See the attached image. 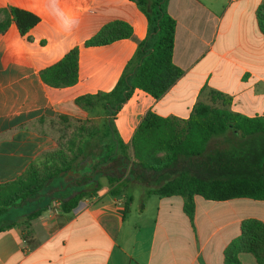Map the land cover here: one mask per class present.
Instances as JSON below:
<instances>
[{"label":"crops","instance_id":"1","mask_svg":"<svg viewBox=\"0 0 264 264\" xmlns=\"http://www.w3.org/2000/svg\"><path fill=\"white\" fill-rule=\"evenodd\" d=\"M259 1L167 0L166 11L175 22L171 60L183 72L158 98L133 88L113 117L125 143L147 110L184 118L195 101H208L210 89L229 95L232 110L264 118V38L254 17ZM9 5L39 20L25 35L12 20L0 31V183L56 147V115L107 119L87 115L74 98L109 90L146 32V18L131 0H0V20L8 16ZM114 19L129 23L131 35L83 45ZM73 46L78 47L76 81L47 85L41 69ZM89 163L88 157L79 160L56 187L64 183L69 191L83 175L92 176L97 169L90 172ZM98 180L94 193L68 211L51 198L30 219V243L19 223L0 224V264H224L223 250L239 233L241 221L264 223L263 199L194 195L189 218L181 195H145L130 178L129 195H111L105 176ZM237 257L240 264H257L248 251Z\"/></svg>","mask_w":264,"mask_h":264},{"label":"trees","instance_id":"2","mask_svg":"<svg viewBox=\"0 0 264 264\" xmlns=\"http://www.w3.org/2000/svg\"><path fill=\"white\" fill-rule=\"evenodd\" d=\"M131 1L146 18L145 35L137 41L109 90L74 98L87 115L101 114L107 119L71 120L66 115H56V147L37 155L13 179L0 183V213L17 205L30 206L21 212L23 218H18L19 213L4 222L19 223L28 243L30 219L51 198H57L59 208L68 211L81 197L94 193L101 174L111 195H129V178L139 183L145 195H181L189 218L194 210V195L217 200L238 196L264 200V118L232 110L226 93L210 89L208 101H195L184 118L160 116L147 110L127 143L117 134L113 117L133 88L158 98L183 72L171 60L175 22L166 11L167 0ZM6 11L8 16L0 20V31L12 20L17 31L25 35L39 20L31 11L13 5ZM254 17L264 38V0L256 5ZM130 35L129 23L114 19L101 25L83 45L106 44ZM77 55L78 47L73 46L41 69L43 82L49 86L73 84L77 79ZM216 140L220 143L215 145ZM92 142L95 146L90 149ZM87 157L90 172L97 169L92 176L83 175L69 191L62 187L64 183L56 187L64 172L77 169L79 160ZM122 169H126L125 178H121ZM55 177L58 182L53 185L51 180ZM240 251L250 252L257 264H264L261 220L241 221L239 233L223 250V263L240 264Z\"/></svg>","mask_w":264,"mask_h":264},{"label":"rangeland","instance_id":"3","mask_svg":"<svg viewBox=\"0 0 264 264\" xmlns=\"http://www.w3.org/2000/svg\"><path fill=\"white\" fill-rule=\"evenodd\" d=\"M55 130H56V127H55ZM219 143H220V140H216L214 142L215 145L219 144ZM94 146H95V143L92 142L90 145V149L93 148ZM57 182H58V179L56 177L51 180V184H53V185L57 184ZM29 207L30 206H27L25 204L24 205H17V206L8 208L4 212H1L0 213V224L7 222L8 219H13L15 215L26 211Z\"/></svg>","mask_w":264,"mask_h":264},{"label":"water","instance_id":"4","mask_svg":"<svg viewBox=\"0 0 264 264\" xmlns=\"http://www.w3.org/2000/svg\"><path fill=\"white\" fill-rule=\"evenodd\" d=\"M67 172H69V170Z\"/></svg>","mask_w":264,"mask_h":264},{"label":"built area","instance_id":"5","mask_svg":"<svg viewBox=\"0 0 264 264\" xmlns=\"http://www.w3.org/2000/svg\"><path fill=\"white\" fill-rule=\"evenodd\" d=\"M58 204H59V202H58Z\"/></svg>","mask_w":264,"mask_h":264}]
</instances>
